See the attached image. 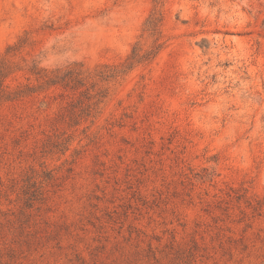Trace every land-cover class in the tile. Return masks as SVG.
<instances>
[{
	"label": "rangeland",
	"instance_id": "rangeland-1",
	"mask_svg": "<svg viewBox=\"0 0 264 264\" xmlns=\"http://www.w3.org/2000/svg\"><path fill=\"white\" fill-rule=\"evenodd\" d=\"M152 12L94 117L0 105V264H264V0H0V59L120 67Z\"/></svg>",
	"mask_w": 264,
	"mask_h": 264
},
{
	"label": "trees",
	"instance_id": "trees-1",
	"mask_svg": "<svg viewBox=\"0 0 264 264\" xmlns=\"http://www.w3.org/2000/svg\"><path fill=\"white\" fill-rule=\"evenodd\" d=\"M160 1L162 0H158V3ZM161 20V15L155 12L148 16L145 29L157 36L155 42L149 50L143 52L135 44L120 67L104 63L89 70L84 68L82 63L73 62L63 67L48 69L39 66L35 59L20 65L8 58H1L0 105L4 102L22 101L42 92L48 90L53 92L57 89L59 92L56 95L61 99L58 111L52 120V129L57 131L59 126L70 128L94 117L98 103L106 94V89L101 83L131 70L135 64L152 59L162 48L163 42L158 41L161 33ZM16 49L17 46L9 45L6 48V54ZM19 70L25 71V81H17L14 77ZM52 96L54 97V94ZM51 97L45 94L40 105L46 106Z\"/></svg>",
	"mask_w": 264,
	"mask_h": 264
}]
</instances>
